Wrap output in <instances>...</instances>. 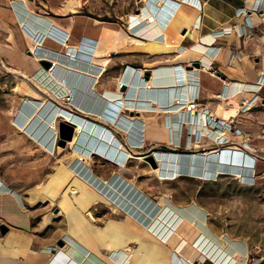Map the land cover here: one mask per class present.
Listing matches in <instances>:
<instances>
[{"label": "crops", "instance_id": "0c3cea01", "mask_svg": "<svg viewBox=\"0 0 264 264\" xmlns=\"http://www.w3.org/2000/svg\"><path fill=\"white\" fill-rule=\"evenodd\" d=\"M150 1L140 0L138 11L144 14L140 18H132L128 14L120 20L92 18L88 21L84 14L78 12L80 5L69 4L68 0H0V55L31 53V45L25 36L27 29L22 27L24 22L33 30L44 31L46 26L56 24L70 32L64 47L46 46L55 52L63 49L66 54H72L76 45L83 43L84 37L93 41L95 47L99 40L119 35V45L105 48L100 54L107 60L98 73L99 79L106 65L112 89H115L119 75L126 82L135 72L134 81L137 82L139 77L146 83L156 69L159 73L175 69L179 71L177 73L187 71L189 76L195 75L191 90V85L187 90L182 81L175 80L172 84L170 79H164L157 82L161 87H177L175 92L174 89L169 91L168 101L172 102L180 94L189 97L198 93L200 101L215 113L220 122L233 119L238 128L249 134L246 145L242 143V135L231 134L233 142L243 144L240 149L249 153L253 150L256 156L264 157V85H256L264 76V0ZM159 1L162 6H158ZM242 8L244 11L240 13ZM151 12L154 13L152 16L148 14ZM78 19L84 24L89 22L92 30L87 32L82 27L76 31ZM108 52L109 58L103 56ZM94 53L92 50L91 55ZM194 63H198L199 67L193 66ZM146 73H149L147 78ZM253 94L258 95V101L249 110L241 112V102ZM163 98L160 101L164 106L166 98ZM154 114L164 117L166 112H144L145 118ZM209 127L198 123L185 129L188 133L196 129L198 138L201 133L209 132ZM181 128L184 125L173 130L167 142L171 145L169 148L175 149L179 145ZM187 141V147L192 152H205L215 147L212 138L203 136L197 143L192 137ZM148 199L151 201L145 202L148 204L145 213L148 215L150 211L148 218L151 219L159 209L153 207L152 201L159 199L154 201L150 196ZM168 203L179 207L171 199ZM108 206L98 216L101 225H95L92 214L91 218L85 215L88 209H81L71 198L63 197L58 201V207L64 212L68 224L48 229L46 224L34 223V213L24 206L19 196L0 188V264H57V261L58 264H68L70 259L51 258L59 248L54 246L59 239L65 242L60 247H66L75 258L89 264L92 260V264H193L201 256L185 254L172 241H165L156 231L148 230V218L135 220L130 217L128 207L122 212L115 204ZM154 208H157L156 211ZM126 215L132 219L128 223L133 228L127 225ZM115 220L124 226L116 228L111 223ZM166 220L171 218L167 216Z\"/></svg>", "mask_w": 264, "mask_h": 264}, {"label": "rangeland", "instance_id": "374dc122", "mask_svg": "<svg viewBox=\"0 0 264 264\" xmlns=\"http://www.w3.org/2000/svg\"><path fill=\"white\" fill-rule=\"evenodd\" d=\"M68 1L69 4L80 5L78 12L84 14L85 20L88 21L92 18L104 21L120 20L128 14L139 13L140 6V0ZM82 27L87 32L92 30L89 22L84 24L81 19H78L76 31H80ZM68 33L70 37V32ZM47 36L41 40L43 46L64 47ZM57 51L64 52L63 49H57ZM105 55L109 58V52L103 54ZM44 62H49L48 67H45ZM52 66V60L43 56L35 57L32 53L0 55V188L19 196L24 206L34 213L35 224H46L48 229H57L60 226L65 227L68 220L58 207L60 195L58 199H52L49 189L62 177L58 171H62L63 164L68 163L72 149L70 150L66 143L64 146L59 145V122L56 136L52 128H49L51 120L48 118L49 114L58 106H67L72 111L83 113L82 115L95 120L99 116L93 115L92 117L89 111H82L66 100L64 87L48 77V73L45 74L46 70L51 69ZM105 68L97 84L99 91L104 88L110 89L109 86H111L107 65ZM24 73L26 76L23 75ZM33 80L47 91L36 86ZM28 87L40 93V98L34 99L26 94ZM42 100L44 101L41 104L44 105L37 115H33V110L37 108L35 106H38ZM25 106L32 109L29 114L24 111ZM130 114L138 115L139 113L131 112ZM165 116L166 114L164 117L157 115L147 117L143 128L134 123L129 126L127 132H124L120 125L119 127L106 123L128 151L137 153L143 158L131 159L126 167L121 169L122 174L136 182L148 197L154 200H158L164 193L170 194L166 196V200L171 199L185 214H190L189 211L196 206L200 208L205 213V221L207 220L202 230L207 231L216 239L220 237L228 241V246L235 245L239 250L242 249L244 251L242 255L236 250L232 253L234 257L242 260L243 264H252L256 259L264 258V157L256 156L251 148H249L252 150L251 156L244 155L246 159L253 157L254 171L250 181L241 180L230 171L213 177L182 173L171 180H159L152 175L153 165L146 156L153 154L156 150L192 153L188 147L183 146L188 140V130L185 126L181 128L179 145L175 149L169 148L171 145L167 142L171 137V130ZM41 122L44 123L41 124ZM177 128L174 127V129ZM200 135L204 136V133ZM84 157L87 158L89 167L91 166L90 171L99 177L111 179L114 176L112 172L118 170L119 166L110 162L106 157L95 154L90 157L84 155ZM73 165L74 161L70 167L72 168ZM72 188L73 186L68 181L60 185L58 192L71 198ZM107 206L108 204L99 201L88 211L86 210L85 215L91 218L92 214L93 224L101 225L102 222L98 216L107 210ZM89 211L90 214H88ZM60 240L54 242L56 248L65 245L64 241L62 245H59ZM203 240H201V245L205 242L208 245L211 243V251L217 256L219 252L214 242L206 239L203 242ZM213 261L215 260L201 255L193 264H217Z\"/></svg>", "mask_w": 264, "mask_h": 264}, {"label": "bare ground", "instance_id": "6f19581e", "mask_svg": "<svg viewBox=\"0 0 264 264\" xmlns=\"http://www.w3.org/2000/svg\"><path fill=\"white\" fill-rule=\"evenodd\" d=\"M144 1L149 2V0H143V2ZM161 1H159L158 6L163 5ZM150 4L151 3H149V5ZM152 10L154 11V9ZM148 14L152 16L154 13L151 12ZM158 15L155 16L158 17ZM142 16H144L142 11L130 14L132 18H140ZM23 26L27 29V35L25 36H27L26 38L31 45V53L35 57L43 56L53 61V66L51 69L46 70L47 72L45 74L48 73V77L56 80L60 86L64 87L66 100L70 101L72 106H76L82 111H89V115H92V117L96 115L99 116V118L95 120L94 118L82 115L83 113L80 114L72 111L71 108L67 106H58L49 114L48 118L49 120L51 119L49 121V128H52L55 135L57 134V125L60 121L71 124L74 127L72 138L66 142L70 150L72 149V153L70 152L71 155L68 158V163L63 164L62 171H58L62 177H60L58 182L52 184L50 187L51 189H49L51 198L58 199L59 195V199L65 197V194L62 195L58 192V188L61 184L63 185L69 181L73 186L70 193L71 199L77 203L79 208L89 209L99 201H103L106 204H116V207L121 208V211L128 207L131 212L130 217H133L135 220H145V218L149 217L150 212H148V215L145 213V209H147L146 205H148L145 204V202L151 200L148 199V195L136 184V182L129 180L121 172V169L125 168L131 159L143 158L137 153L128 151L126 146L116 137L106 123H111L113 126L120 125L122 130L127 132L129 126L134 123L143 128V124L145 123L144 112L153 111L159 113L162 111L166 112V120L171 130V137L173 130H175L174 127H179L183 121L182 124L190 121L188 124L195 126L196 121L193 116L191 117L181 109L178 110L180 106L176 104V96L172 102L168 101L171 95L169 91L174 89L173 92H175L177 87L172 85L161 87L157 85V82L160 80L170 79L172 84L175 80L176 82H184L187 90L188 86L191 85V90L193 86L191 81L195 75L189 76L187 71L177 73L179 72L177 69L171 70L168 73L165 70L159 73L156 69L152 72L150 80L145 83L144 79H140L139 77L137 78V82L134 81V72L126 83L120 79L121 76L119 75L116 79L115 89L104 88V90L99 91L97 88L99 79L98 73L105 66L107 60L106 58H102L100 54L105 48L118 46L119 42H121V36L117 35L113 39L104 38L99 40L95 47L93 46V41L85 39L84 37V40H81L83 43L79 42L81 44L76 45L72 54H66L52 51L41 43V40L46 35L59 41L65 40L67 32L58 25H48L44 31L28 28L27 22H24L22 27ZM92 50L95 52L94 55H91ZM101 73L100 75H102ZM23 75L26 76L25 73ZM52 75L54 77H52ZM61 78H64V80H61ZM34 83L43 91H47L36 81H34ZM123 87L127 90H123ZM159 89L166 90L167 92H157ZM26 94L34 99L40 98V93L29 87L26 89ZM180 96L181 94L179 97ZM163 97L166 98L164 100V106L162 105L163 101H160V98ZM43 101L44 100L40 101L39 107L37 105L35 106L37 108L35 111L33 110V115L39 113L40 108L44 105L41 104ZM24 111L29 114L32 109L25 106ZM131 112L139 114H130ZM39 119H41V117H39ZM43 123L44 122H41V124ZM240 148L241 147L234 145H227L211 148L205 152L196 151L192 153L156 150L153 154H150V156H153L156 163L155 167H151V173L159 180H171L182 173H193L203 177H213L222 172L230 171L233 172L234 176L237 178L250 181L252 177L251 174L254 171L252 168L253 157L252 159L244 158V155H251L249 152ZM93 154L106 157L110 162L119 166L118 170L112 172L114 176L111 179L99 177L93 171H90L91 166L89 167L88 160L84 155L90 157ZM73 161L74 165L71 168L70 164ZM169 195L170 194L164 193L158 201H152L153 207H158L159 209L157 214L151 216V219L148 218V222L150 223L146 227L148 230L156 231L165 241H172L173 244L178 246V249L184 251L185 254L187 253L192 256L194 253L197 257L200 254L202 256L206 255L209 259H214L215 261L213 262H217V264H243L242 260L234 257L232 253V251L236 250L239 251L241 255L244 254V251L240 247L241 250L235 245L228 246V241L220 237L216 239L212 237V235H209L207 231H203L204 229L202 226L205 227V222L207 220L205 221V213L200 208L196 206L190 211V214H185L180 207H173L171 206L172 204L170 205L168 203L166 196ZM126 216L127 225L133 228V225L128 223L132 219L128 215ZM167 216H169L171 220L167 221ZM156 222L161 223L156 224ZM111 223L116 228L118 226H124L123 224H119L116 220ZM197 232H200V234ZM203 239L214 242V246H216V250L219 252L217 256L216 253L214 254L211 251V243L208 245V243L205 242L204 245H201V240ZM57 251L58 256L56 257ZM56 252L52 254V259L63 261L70 259L69 262L67 261L68 264H89L81 261V259L75 258L71 252L69 253L63 247L57 248ZM92 261H90V264L93 263Z\"/></svg>", "mask_w": 264, "mask_h": 264}, {"label": "built area", "instance_id": "2783aa9c", "mask_svg": "<svg viewBox=\"0 0 264 264\" xmlns=\"http://www.w3.org/2000/svg\"><path fill=\"white\" fill-rule=\"evenodd\" d=\"M188 1L191 2V0H188ZM198 8H201L199 4H198ZM243 11H244L243 8L240 9V13H243ZM47 37L51 38L50 36H47ZM68 37H69V33L67 32V35L64 41H59L53 38L51 39L58 42L59 44L64 45V42H67ZM256 85L258 87H261L262 85H264V76H262V78L256 82ZM258 99H259L258 95L253 94L249 99L243 100L240 105L241 112L249 110L258 101ZM175 101H176V104L180 106L178 110L181 109L182 111H185L186 113H188L191 117L193 116L195 118L196 124L202 123L205 126L206 125L210 126L209 132H206V133L204 132L203 137L212 138L215 147H218L221 144L242 147L243 144L244 145L247 144V141L250 138L249 134L243 132L240 128H238L235 125V122L233 119H230V120L227 119L225 120V122H220V120L217 118L215 113L210 111L209 108L200 101L198 93H195L189 97H182V96L176 97ZM188 125H189L188 123H184L185 127ZM231 134L232 135H242L243 144H240V143L237 144L233 142V139L230 137ZM187 135H188L189 140H191V137H192L194 142L197 143V141L198 142L200 141L201 135L198 138H196L195 130H192ZM187 142H186L185 147H187Z\"/></svg>", "mask_w": 264, "mask_h": 264}, {"label": "water", "instance_id": "95a60500", "mask_svg": "<svg viewBox=\"0 0 264 264\" xmlns=\"http://www.w3.org/2000/svg\"><path fill=\"white\" fill-rule=\"evenodd\" d=\"M43 64L45 65V67H48L49 62H44ZM192 65L195 67H199L198 63H194ZM148 75H149V73H146L145 78H147ZM58 126H59V139H60L59 145L64 146L65 143L72 138L73 133H74V127H73V125L68 124L66 122H63V121H60ZM146 158L153 165V167H155L156 164H155L153 157L148 155V156H146ZM55 212H56V210H55ZM1 230L4 231L3 228H1ZM58 244L62 245L63 241L60 240L58 242ZM252 264H264V258H258Z\"/></svg>", "mask_w": 264, "mask_h": 264}]
</instances>
